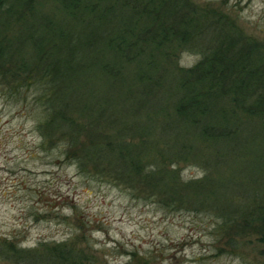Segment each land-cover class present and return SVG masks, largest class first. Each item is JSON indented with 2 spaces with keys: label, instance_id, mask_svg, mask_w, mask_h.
<instances>
[{
  "label": "rangeland",
  "instance_id": "1",
  "mask_svg": "<svg viewBox=\"0 0 264 264\" xmlns=\"http://www.w3.org/2000/svg\"><path fill=\"white\" fill-rule=\"evenodd\" d=\"M187 1L200 12L229 17L264 47V0ZM23 26L9 18L0 26V40ZM179 52V66L200 58L190 49ZM12 83L10 75L0 79V264H28L10 251L19 246L42 253L41 244H65L82 264H264V203L246 199L249 181L232 150L143 108L111 111L110 122L78 116L76 123L85 124L80 133L57 128L46 137L37 126L33 94L24 88L17 96ZM121 87L119 96L128 102L126 83ZM147 117L152 126L140 135L135 124ZM128 126L133 129L122 130ZM96 141L120 154L90 156L83 148ZM176 142L181 145L175 148ZM183 146L190 155L180 159ZM135 162L140 165L133 172ZM222 179L233 187L225 188V197L242 210L220 228L205 183Z\"/></svg>",
  "mask_w": 264,
  "mask_h": 264
},
{
  "label": "trees",
  "instance_id": "2",
  "mask_svg": "<svg viewBox=\"0 0 264 264\" xmlns=\"http://www.w3.org/2000/svg\"><path fill=\"white\" fill-rule=\"evenodd\" d=\"M15 17L24 26L0 40V79L10 75L17 96L31 91L46 137L57 128L80 133L85 124L76 123L78 116L110 122L116 109H157L165 113L163 123L167 114L182 132L195 130L232 150L250 185L243 195L264 203V47L242 35L232 19L200 12L187 0H0V26ZM181 49L199 60L179 66ZM125 83L130 100L123 103ZM151 126L147 117L134 128L144 135ZM83 149L97 158L120 154L97 141ZM178 149V158L190 155V148ZM139 165L132 164L133 172ZM218 180L205 186L222 228L242 208L225 197L230 181ZM260 209L264 221V204ZM41 245L45 252L18 246L9 256L28 264H82L65 244Z\"/></svg>",
  "mask_w": 264,
  "mask_h": 264
}]
</instances>
